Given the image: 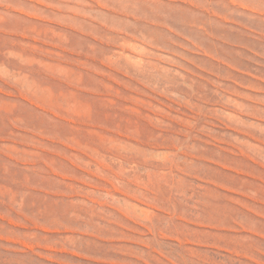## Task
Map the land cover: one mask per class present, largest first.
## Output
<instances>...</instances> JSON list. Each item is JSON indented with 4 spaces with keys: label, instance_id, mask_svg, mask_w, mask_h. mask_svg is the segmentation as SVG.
<instances>
[{
    "label": "rangeland",
    "instance_id": "obj_1",
    "mask_svg": "<svg viewBox=\"0 0 264 264\" xmlns=\"http://www.w3.org/2000/svg\"><path fill=\"white\" fill-rule=\"evenodd\" d=\"M0 264H264V0H0Z\"/></svg>",
    "mask_w": 264,
    "mask_h": 264
}]
</instances>
